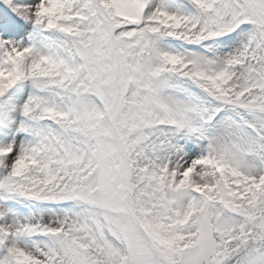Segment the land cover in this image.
<instances>
[{
	"label": "snow or ice",
	"instance_id": "obj_1",
	"mask_svg": "<svg viewBox=\"0 0 264 264\" xmlns=\"http://www.w3.org/2000/svg\"><path fill=\"white\" fill-rule=\"evenodd\" d=\"M0 264H264V0H0Z\"/></svg>",
	"mask_w": 264,
	"mask_h": 264
}]
</instances>
